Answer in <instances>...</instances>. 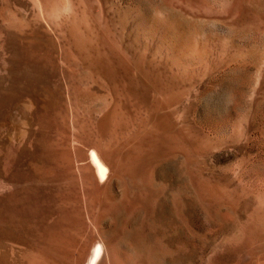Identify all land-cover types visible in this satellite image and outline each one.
<instances>
[{"label": "rangeland", "instance_id": "374dc122", "mask_svg": "<svg viewBox=\"0 0 264 264\" xmlns=\"http://www.w3.org/2000/svg\"><path fill=\"white\" fill-rule=\"evenodd\" d=\"M0 216V264H264V0H0Z\"/></svg>", "mask_w": 264, "mask_h": 264}, {"label": "bare ground", "instance_id": "6f19581e", "mask_svg": "<svg viewBox=\"0 0 264 264\" xmlns=\"http://www.w3.org/2000/svg\"><path fill=\"white\" fill-rule=\"evenodd\" d=\"M19 26V25H18ZM14 28H15V25H14ZM19 28V27H18ZM17 29V28H16ZM20 30V29H19ZM79 43V42H78ZM111 59V58H110ZM100 151V150H99ZM98 151V152H99ZM101 153V152H100ZM102 154V153H101ZM101 154H99V157H98V155L97 156H95V155H92V161H93V163H94V165H95V167L94 168H96V172H97V174H98V176H99V179H100V181L101 180H103V175H104V166L106 167V165L107 166H109L110 167V165H113V167H114V169L115 170H119V168H120V166H119V164L117 163V162H115V161H113V160H110V158H108V157H104L103 155H101ZM109 162H110V165H109ZM105 164V165H104ZM112 167V166H111ZM112 167V168H113ZM85 168H87V167H85ZM107 168V167H106ZM88 170V169H87ZM114 170V171H115ZM106 172V171H105ZM116 172H118V171H116ZM62 174V173H61ZM89 174V173H88ZM86 175H87V173H86ZM89 178L91 179V177L89 176ZM86 180V179H85ZM57 182V190H56V195H55V198H56V200H57V198L58 199H61V197H62V195H63V192H62V187H61V185H59V183H58V180L56 181ZM85 183H86V181H85ZM27 195V194H26ZM65 195V194H64ZM22 196V195H21ZM20 196V198H22ZM26 197V196H25ZM71 204H72V202H70ZM63 204H65V203H63ZM69 204V203H68ZM66 208H67V206H65ZM28 211V210H27ZM30 212V211H29ZM66 212V211H65ZM39 213H41V212H39ZM56 213V212H55ZM54 213V214H55ZM57 214H60V213H57ZM61 214H63V213H61ZM38 215V214H37ZM33 216H35V215H33L32 214V211H31V213H26V215H25V218L19 223V224H22V223H25V222H28V220L31 218V217H33ZM68 216V215H67ZM1 217V216H0ZM50 216L48 215V214H44V215H42V217L41 218H39L40 219V224H41V226H39L40 227V236H41V238H43V240L42 241H50L51 240V227H53V224L52 223H47V219L49 218ZM37 218V217H36ZM38 222V221H37ZM62 222V221H61ZM9 223H10V225L11 226H15L16 224H17V222H13V221H9ZM57 223V222H56ZM59 223V222H58ZM1 226V225H0ZM10 226V227H11ZM38 226V225H37ZM2 227V226H1ZM25 229V228H24ZM31 230H32V228H30ZM36 230V229H35ZM56 230V229H55ZM4 232H5V230H4ZM38 233V232H37ZM56 233V232H55ZM54 233V234H55ZM58 233V232H57ZM11 234V233H10ZM60 234V233H59ZM13 235V234H12ZM40 236H38V238H40ZM54 238V237H53ZM97 239V241H96V244H95V246H94V250H93V252H92V255H91V258H90V260H89V264H91V263H97V262H95L97 259H98V257L100 256V255H107V254H110V252H112V250H114L115 249V245H117V243H107V242H104L101 238H96ZM56 240V239H55ZM54 240V241H55ZM52 241V240H51ZM54 241H52V242H54ZM56 242V241H55ZM48 243V242H47ZM119 246V245H118ZM106 255L104 256V258L106 257ZM107 257H108V255H107ZM106 259V258H105ZM133 259V258H132ZM108 260V259H107ZM111 261V260H110ZM104 262V261H103ZM109 262V261H108Z\"/></svg>", "mask_w": 264, "mask_h": 264}]
</instances>
